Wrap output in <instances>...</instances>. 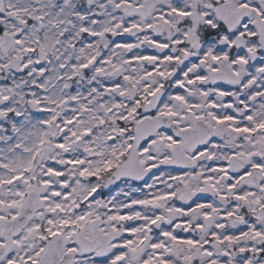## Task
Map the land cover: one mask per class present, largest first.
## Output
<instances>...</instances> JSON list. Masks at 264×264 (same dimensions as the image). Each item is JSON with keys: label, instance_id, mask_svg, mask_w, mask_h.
I'll list each match as a JSON object with an SVG mask.
<instances>
[{"label": "snow or ice", "instance_id": "obj_1", "mask_svg": "<svg viewBox=\"0 0 264 264\" xmlns=\"http://www.w3.org/2000/svg\"><path fill=\"white\" fill-rule=\"evenodd\" d=\"M0 264H264V0H0Z\"/></svg>", "mask_w": 264, "mask_h": 264}]
</instances>
